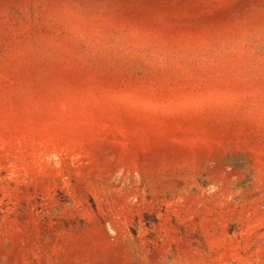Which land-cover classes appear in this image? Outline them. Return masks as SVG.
Listing matches in <instances>:
<instances>
[{
  "label": "rangeland",
  "instance_id": "rangeland-1",
  "mask_svg": "<svg viewBox=\"0 0 264 264\" xmlns=\"http://www.w3.org/2000/svg\"><path fill=\"white\" fill-rule=\"evenodd\" d=\"M0 264H264V0H0Z\"/></svg>",
  "mask_w": 264,
  "mask_h": 264
}]
</instances>
